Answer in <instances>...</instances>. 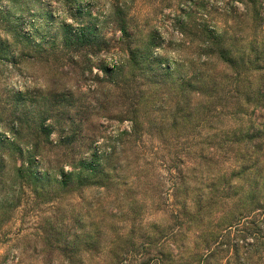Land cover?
Here are the masks:
<instances>
[{
    "label": "trees",
    "instance_id": "obj_1",
    "mask_svg": "<svg viewBox=\"0 0 264 264\" xmlns=\"http://www.w3.org/2000/svg\"><path fill=\"white\" fill-rule=\"evenodd\" d=\"M79 1L0 0L3 62L18 67L27 50H33L34 60L48 55L47 39L36 30L41 19L62 32V46H87L96 36L95 24H104V10L92 0L81 9ZM235 1L241 8H223L218 0H180L173 23L180 34L171 47L175 58L168 62L166 56L163 67L151 55L154 37L144 44L126 0L111 5L106 15L112 13L107 22L115 38L101 45L107 50L114 42L121 56L102 66V107L118 109L121 120H131L122 134L155 132L164 145L172 130L202 136L196 157L201 180L193 187L197 193L180 201L174 216L192 236L185 264L195 257L196 264H255L264 244V0ZM55 3L62 10L58 22ZM67 18L78 28L70 29ZM41 110L38 101H28L24 94L10 100L0 94V231L11 219L17 207L13 199L22 187L37 199L89 186L107 191L117 179L116 163L89 149L92 140L85 149L76 139L70 145L73 139L64 142L62 137L53 145L52 125L38 117ZM41 143L52 149L65 146V152L48 163L45 157L52 149L44 153Z\"/></svg>",
    "mask_w": 264,
    "mask_h": 264
},
{
    "label": "rangeland",
    "instance_id": "obj_2",
    "mask_svg": "<svg viewBox=\"0 0 264 264\" xmlns=\"http://www.w3.org/2000/svg\"><path fill=\"white\" fill-rule=\"evenodd\" d=\"M119 1H90L103 8L104 24H95L96 36L84 48L62 46V32L41 19L36 30L47 39L48 55L42 53V58L34 60L33 50H27L18 67L0 58V94L8 100L24 94L28 101H38L42 107L38 117L52 125L48 130L53 145L62 137L64 142L73 139L70 145L76 139L85 149L84 145L89 146L92 140L89 149L94 148L101 160H113L118 168L114 186L107 191L89 186L33 199L28 188L21 186L22 191L13 199L17 207L0 231V264L17 260L24 264H185L190 258L192 236L181 220L174 221V216L180 201L197 193L193 187L201 180L196 157L202 136L172 130L166 132V145L155 132L131 137L122 134L130 129L131 120H121L123 112L118 109L103 108L102 66L118 61L114 57L121 53H116L114 42L110 41L107 50L101 42L115 38L107 22L112 13L111 19L106 15ZM90 2L82 0L78 5L83 9ZM126 2L134 16L133 24L142 29L144 44L153 37L156 41L151 55L160 60L162 67L166 56L172 62L175 51L171 47L180 37L173 27L180 0ZM218 2L223 8H241L235 0ZM55 6L58 22L63 19L62 10L60 4ZM212 15L218 20L222 17L217 12ZM67 23L70 29L78 28L70 18ZM54 33L56 39L51 37ZM168 40H172L171 46L166 45ZM41 145H45L44 153L52 149L49 144ZM64 147L53 148L45 160L49 163L56 159V153L59 157ZM70 244L72 248H68ZM260 250L258 259L253 260L255 264H264V244ZM196 263L198 257L191 259L190 264Z\"/></svg>",
    "mask_w": 264,
    "mask_h": 264
}]
</instances>
